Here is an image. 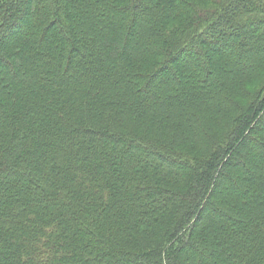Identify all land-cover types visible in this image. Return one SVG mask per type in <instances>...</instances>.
<instances>
[{"label":"trees","instance_id":"trees-1","mask_svg":"<svg viewBox=\"0 0 264 264\" xmlns=\"http://www.w3.org/2000/svg\"><path fill=\"white\" fill-rule=\"evenodd\" d=\"M0 264H264V0H0Z\"/></svg>","mask_w":264,"mask_h":264},{"label":"rangeland","instance_id":"rangeland-1","mask_svg":"<svg viewBox=\"0 0 264 264\" xmlns=\"http://www.w3.org/2000/svg\"><path fill=\"white\" fill-rule=\"evenodd\" d=\"M172 68L175 70V64L172 65ZM257 134H258V133H257ZM234 167H236V166H234ZM227 169H230V167H228Z\"/></svg>","mask_w":264,"mask_h":264}]
</instances>
